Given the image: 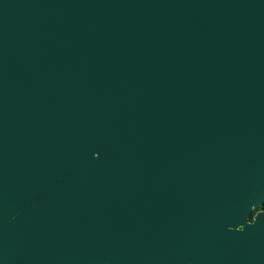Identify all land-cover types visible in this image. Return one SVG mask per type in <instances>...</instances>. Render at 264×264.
<instances>
[{"label":"water","instance_id":"95a60500","mask_svg":"<svg viewBox=\"0 0 264 264\" xmlns=\"http://www.w3.org/2000/svg\"><path fill=\"white\" fill-rule=\"evenodd\" d=\"M263 207L264 0H0V264H264Z\"/></svg>","mask_w":264,"mask_h":264},{"label":"trees","instance_id":"16d2710c","mask_svg":"<svg viewBox=\"0 0 264 264\" xmlns=\"http://www.w3.org/2000/svg\"><path fill=\"white\" fill-rule=\"evenodd\" d=\"M262 210H264V207L262 208ZM254 215V214H253ZM253 215L251 216V219H253Z\"/></svg>","mask_w":264,"mask_h":264},{"label":"flooded vegetation","instance_id":"af4514ba","mask_svg":"<svg viewBox=\"0 0 264 264\" xmlns=\"http://www.w3.org/2000/svg\"><path fill=\"white\" fill-rule=\"evenodd\" d=\"M255 213H256V212H255ZM255 213H254V215H255ZM254 215H253V216H254Z\"/></svg>","mask_w":264,"mask_h":264}]
</instances>
